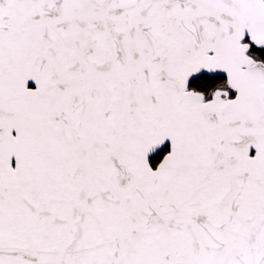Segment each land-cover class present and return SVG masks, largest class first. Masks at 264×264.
Segmentation results:
<instances>
[{
	"label": "snow or ice",
	"instance_id": "1",
	"mask_svg": "<svg viewBox=\"0 0 264 264\" xmlns=\"http://www.w3.org/2000/svg\"><path fill=\"white\" fill-rule=\"evenodd\" d=\"M0 264H264V0H0Z\"/></svg>",
	"mask_w": 264,
	"mask_h": 264
}]
</instances>
